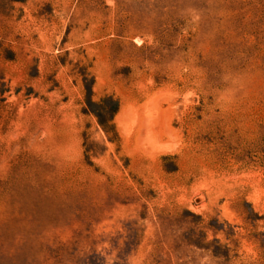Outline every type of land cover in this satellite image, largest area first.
Here are the masks:
<instances>
[{
    "label": "rangeland",
    "instance_id": "obj_1",
    "mask_svg": "<svg viewBox=\"0 0 264 264\" xmlns=\"http://www.w3.org/2000/svg\"><path fill=\"white\" fill-rule=\"evenodd\" d=\"M0 264H264V0H0Z\"/></svg>",
    "mask_w": 264,
    "mask_h": 264
}]
</instances>
